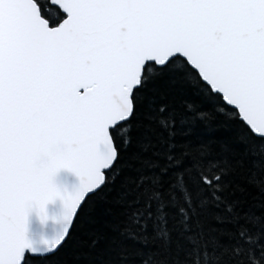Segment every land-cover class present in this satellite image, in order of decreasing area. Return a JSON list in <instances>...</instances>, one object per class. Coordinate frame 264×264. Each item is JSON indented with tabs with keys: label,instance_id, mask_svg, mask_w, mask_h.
<instances>
[{
	"label": "snow or ice",
	"instance_id": "6c2138e0",
	"mask_svg": "<svg viewBox=\"0 0 264 264\" xmlns=\"http://www.w3.org/2000/svg\"><path fill=\"white\" fill-rule=\"evenodd\" d=\"M0 264H264V0H0Z\"/></svg>",
	"mask_w": 264,
	"mask_h": 264
},
{
	"label": "water",
	"instance_id": "95a60500",
	"mask_svg": "<svg viewBox=\"0 0 264 264\" xmlns=\"http://www.w3.org/2000/svg\"><path fill=\"white\" fill-rule=\"evenodd\" d=\"M80 178L75 173L61 169L53 177V184L61 193L71 194L79 185ZM47 219L41 221L35 207L28 213L26 218L25 236L35 245L41 241L53 238L62 227L63 204L57 198L46 205Z\"/></svg>",
	"mask_w": 264,
	"mask_h": 264
}]
</instances>
